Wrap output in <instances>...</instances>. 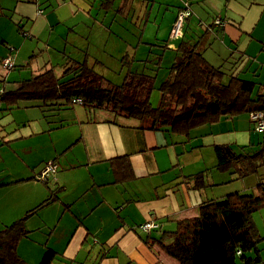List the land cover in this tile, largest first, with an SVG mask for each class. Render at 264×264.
<instances>
[{
  "label": "crops",
  "instance_id": "0c3cea01",
  "mask_svg": "<svg viewBox=\"0 0 264 264\" xmlns=\"http://www.w3.org/2000/svg\"><path fill=\"white\" fill-rule=\"evenodd\" d=\"M185 1L192 13L185 21L183 35L172 37ZM121 2L126 17L122 15L120 22L126 26L119 30L125 40L120 41L119 49L113 44L119 50L117 55L85 40L91 36L92 28L86 21H93L97 13L96 0H19L25 10L19 15L27 24L33 21L31 38L46 34L56 24L73 22L68 30L76 32L75 39L66 42L61 34L63 44L49 45L46 69L62 64L61 51L70 50L96 55L105 62L104 68L114 67L119 73L123 71L119 58L128 51L137 58L132 67L143 69L141 60L152 57L150 52H159V45L165 44L163 62L172 66L179 56V44L189 40L212 65L264 84V0ZM149 7L142 30L134 34L127 30L131 26L127 18L131 24L139 23ZM216 17L224 24L214 23ZM47 39L49 44L50 36ZM159 76L164 80L167 74L161 71ZM20 84L10 83V88H5L13 90ZM18 109L21 112L0 111V229L52 196L54 201L37 212L44 220H39L42 226L52 213L59 216L56 235L45 226L51 233L43 239L46 244L51 242L52 248L47 250L59 253L52 264H180L158 247L156 238L175 230L178 219L197 214L202 202L234 191L261 192L258 183L261 178L264 181V166L258 173L239 179L216 168L215 144L264 143V132L256 130L250 113L223 116L184 137L157 129L148 119L115 118L111 111L78 104L43 108L37 102H21ZM124 155L131 160L133 177L115 181L109 160ZM48 160L57 164V172L39 180L37 176ZM195 174H200L198 179ZM196 180L201 187L196 186ZM34 215L26 220L27 229L36 227L30 225L35 224ZM254 219L264 236L260 227L264 208L254 213ZM147 221H157L160 226L150 232L141 230L139 225ZM29 241L25 245H31L38 264L47 250L43 255L41 242Z\"/></svg>",
  "mask_w": 264,
  "mask_h": 264
},
{
  "label": "trees",
  "instance_id": "16d2710c",
  "mask_svg": "<svg viewBox=\"0 0 264 264\" xmlns=\"http://www.w3.org/2000/svg\"><path fill=\"white\" fill-rule=\"evenodd\" d=\"M96 1V15L100 20L93 18L94 21H86L92 32L85 40L95 46L99 44L101 51L117 55L119 50L112 46L115 43L119 49L120 41L125 40L119 27L126 26L125 22H120L122 15L126 17L123 13L126 7L121 0ZM130 1L125 0L126 4ZM149 1L152 3L155 0ZM150 12L149 7L144 20L139 23L133 21L131 24L132 20L128 17L127 22L131 26H127V30L133 34L137 29L142 30ZM19 30L22 31L20 25ZM159 47V52L149 50L152 57L141 60L143 69L133 68L137 58L134 53L124 50L119 59L125 75L119 84L99 71L100 66H107L98 56L88 52L61 51L62 64L57 63L38 75L24 79L16 89L7 91L2 85L6 79L0 77V99L3 104L0 111L9 112L24 101L40 103L43 108L56 104H78L88 109L111 111L115 118L148 119L155 128L184 137H189L193 129L214 123L226 115L264 111V84L254 78L242 77L240 73L228 74L222 67L212 65L197 49V45L189 40H182L179 44L177 50L180 59L172 63L166 78L161 80L159 75L165 67L163 59L167 45ZM99 53L101 57L103 54ZM5 58L0 60L1 67V61ZM4 69L6 72L12 70ZM155 88L160 93L157 105L151 103ZM214 151L217 156L216 168L230 172L235 179L256 174L264 166L262 142L255 146L215 144ZM48 161L37 176L39 180H43L40 176ZM109 161L115 181L133 177L131 160L127 155ZM199 176L194 175L196 179ZM199 182L196 180L197 187H201L202 183ZM258 188L260 194L234 191L222 198L202 202L197 214L178 219L177 228L164 231L155 242L180 264H257L256 260L260 258L259 244L264 236L255 222L254 213L264 208L262 178L259 179ZM53 201L52 196L48 197L0 229V264H28L17 250L19 241L30 233L25 225L26 220ZM58 254L48 249L39 264H52Z\"/></svg>",
  "mask_w": 264,
  "mask_h": 264
},
{
  "label": "rangeland",
  "instance_id": "374dc122",
  "mask_svg": "<svg viewBox=\"0 0 264 264\" xmlns=\"http://www.w3.org/2000/svg\"><path fill=\"white\" fill-rule=\"evenodd\" d=\"M23 11L25 10L22 9V6L19 5V0H1L0 59L5 58L8 55H14L15 56L14 62L16 65L14 69L9 70L7 73L5 69L1 67L3 72L0 71V77L2 79L3 78L6 79V82L3 81L2 85L7 88H10L9 87L10 83L12 85L19 81H23L24 79H28L35 75H38L39 73H41V71H44L46 69L45 64L48 63L49 61L48 58L50 56L51 47H49V45L58 46V43L60 42L64 43V41L60 40L61 34L66 42L73 41V39H75L76 37L75 31L72 32L70 29L68 30V27L72 25L73 23L71 21L69 23L56 24L46 34L39 33V35L37 34L33 38H31L30 31H31V25L33 24V21L30 20V23L27 24V19H23V17L19 15ZM96 19L100 20V18L97 15H94V20ZM87 24L88 23H86V25ZM19 25L22 26V31L19 30ZM79 28H80V25H77L78 31H79ZM48 36H50L49 44H47ZM61 50H64V47ZM169 67L170 66H165L162 69L165 74L168 73ZM99 71L104 73L105 77H107L112 82L117 83V84L123 81L124 75H125V69H123L122 73H119L117 72V69L114 67L104 68L103 66H100ZM0 84H1V81H0ZM159 96H160L159 90L155 88L151 96V103L153 105L158 104V100H156V98ZM25 103H29V102L24 101L23 104ZM12 110L21 112L20 109H18V107H15ZM245 114H247V112ZM252 124L255 125L256 122H253ZM225 190H222V192H224ZM50 208L55 210L54 206ZM40 214L41 212L34 215L35 224L31 223L30 225L31 226L36 225V227L34 226L31 229L28 228L29 230H31V232L26 237L24 236L21 239L18 245V248H17L18 253L21 256H23L29 264L31 263L35 264L36 258L34 257L33 251L31 250V245H25L27 244L26 240H28V242H31L29 240H33L34 242L40 241L41 246L44 249V252H43V255H44L45 251L47 250V247L52 248L51 242L46 244L45 240H43L45 237H47L51 233V230L50 229L48 230V228H45V226L52 228V232L53 234H55L54 227L56 226L58 217H59L57 212L52 213V215H50L48 218L49 222L47 223V225L42 226L39 220L42 222H44V220L39 217ZM262 225H264V223L262 224L260 223V227L262 231H264V227ZM139 228L143 231H146L141 227ZM58 230H56V232ZM67 232H69V230ZM88 240H93V239H88ZM259 247H260L259 253H260V256L262 257V260L257 262V264H264V239L259 244Z\"/></svg>",
  "mask_w": 264,
  "mask_h": 264
},
{
  "label": "built area",
  "instance_id": "2783aa9c",
  "mask_svg": "<svg viewBox=\"0 0 264 264\" xmlns=\"http://www.w3.org/2000/svg\"><path fill=\"white\" fill-rule=\"evenodd\" d=\"M191 13H192L191 5L189 4V2H185L184 7L179 11L177 18L174 22V25L172 27V30H171L172 37H179L183 35V28L185 25L186 18L190 16ZM214 23L223 25L224 21L221 18L216 17L214 20ZM14 59H15L14 55H8L5 59L1 61L2 67L6 69H12L15 65ZM76 101L78 100L76 99ZM250 115H251V119L253 120V122H256L255 124L256 130L259 132H264V111L255 110V111H252ZM56 172H57V164L54 163V161L50 160L48 161L40 178L43 180H46L49 174H52V173L55 174ZM139 226L143 228L144 230H146L147 232H150L154 228L155 229L159 228L160 225L157 221H147Z\"/></svg>",
  "mask_w": 264,
  "mask_h": 264
},
{
  "label": "water",
  "instance_id": "95a60500",
  "mask_svg": "<svg viewBox=\"0 0 264 264\" xmlns=\"http://www.w3.org/2000/svg\"><path fill=\"white\" fill-rule=\"evenodd\" d=\"M257 262L259 261V259L256 260Z\"/></svg>",
  "mask_w": 264,
  "mask_h": 264
}]
</instances>
